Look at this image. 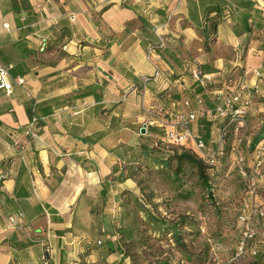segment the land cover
Returning a JSON list of instances; mask_svg holds the SVG:
<instances>
[{"label":"crops","instance_id":"0c3cea01","mask_svg":"<svg viewBox=\"0 0 264 264\" xmlns=\"http://www.w3.org/2000/svg\"><path fill=\"white\" fill-rule=\"evenodd\" d=\"M214 3L224 16L205 47L203 10ZM263 17L264 0H0V64L11 85L0 89V264H128L95 245L113 236L101 214L133 188L119 165L125 145L141 140L134 129L149 113L167 120L196 109V98L211 109L212 91L237 82L257 89L247 107L257 130L264 68L252 71L264 61ZM221 120L198 116L189 127L212 147ZM17 211L12 227L7 215Z\"/></svg>","mask_w":264,"mask_h":264},{"label":"rangeland","instance_id":"374dc122","mask_svg":"<svg viewBox=\"0 0 264 264\" xmlns=\"http://www.w3.org/2000/svg\"><path fill=\"white\" fill-rule=\"evenodd\" d=\"M254 99V98H253ZM253 116L246 112L247 127L244 136H248V142L245 139L237 147L238 151L244 156V164L247 171L252 172V161L254 147H250L251 137L257 130L252 126ZM251 120V121H250ZM138 125L134 129L136 137L141 140L137 144L127 146L125 161L119 162L121 169L133 181V188L130 190L124 188L114 195V206L105 208L101 214L103 229L110 230L113 234L110 239L113 245L118 249H123L128 255V264H154L157 261L166 260L169 263L176 262L177 259H185L173 247V241L169 234L161 235L153 233L147 229L145 223V214L139 210L134 203L132 196L138 198V203L142 207L158 214L167 222L177 218V215H190L193 218V225L185 226L187 231L183 234V241L188 249L197 250L202 244L208 245V258L212 264H246L249 261L247 256H235L238 252L234 235L237 233L233 228H229L228 222L233 216L235 225V216L237 209L246 195L243 191V184L240 176L237 174L234 164L230 162V157H226V168L221 171L219 164L209 169V183L211 185L212 200L205 196L206 193L198 185H194V178L182 176L180 179L182 189L180 192H174L172 181V166L160 164L161 159L171 154L177 149L175 145L165 143L163 136L158 129L145 128L140 133ZM147 130V131H146ZM145 131L149 135H145ZM154 131V132H153ZM153 132V133H152ZM249 132L251 134H249ZM248 134V135H247ZM230 136V147H231ZM139 152L145 154L139 155ZM261 157H264V151ZM249 163V164H248ZM249 165V166H248ZM261 167V164H260ZM263 169V170H262ZM261 176L252 172V181L256 188L259 206L264 211V162L261 168ZM180 175V174H179ZM175 185V184H174ZM261 190L263 192H261ZM261 199V202H260ZM220 217L227 219V223H219ZM98 206L95 207L96 211ZM107 211V212H106ZM252 227L255 231V238L264 244V216L256 217ZM128 231L127 235L121 236L120 232ZM259 232V234H257ZM262 234V235H261ZM215 235H220V240L215 239ZM100 243H95L99 252L108 253L109 248L102 243V238H98ZM141 239H145L144 244ZM114 249V252L118 253ZM103 258V257H102ZM84 261V260H79ZM89 264H104L105 262L95 261L87 262Z\"/></svg>","mask_w":264,"mask_h":264},{"label":"built area","instance_id":"2783aa9c","mask_svg":"<svg viewBox=\"0 0 264 264\" xmlns=\"http://www.w3.org/2000/svg\"><path fill=\"white\" fill-rule=\"evenodd\" d=\"M3 26H6L4 24ZM153 32L158 39V47L162 44V36L157 34L155 29ZM7 68L0 64V89L4 93H10V83L7 80ZM264 68V61L259 63L255 69H253V75L259 77V69ZM157 74V70L153 75ZM193 77L199 81H208L210 79L207 74H199L194 69L192 71ZM149 79V76H141V83H145ZM14 82L17 84L22 83V78H14ZM257 93V89L253 86L248 89L243 82H237L231 84L228 89L213 90L212 95L216 99L215 105L211 109H204L200 106L201 99L196 98L198 107L194 110H183L174 113H167V120H164L165 114L161 109H158L154 113H149L147 120L143 121L141 127H155L159 133L163 136L166 143L175 146H184L187 142H191L192 151L197 157L203 160V162L209 166H216L219 164V159L223 155L224 144L226 142V130L223 126L218 129L216 141L214 146H207L199 135L193 134L190 130L189 124L198 116H205L209 120L215 121L218 119H225V126L229 127L231 138V147L229 151L230 162L234 164L237 174L241 178L243 184V191L246 195L245 199L241 202L236 213V223L238 226V237L236 241L238 252L235 256H247L249 258L254 257L257 253L261 242L255 238V231L252 227L253 217L264 216L263 209L259 206L257 200L256 188L252 181V172L261 176V155L264 151V138L256 143L253 150L252 157V172L247 171L244 164V156L238 151L237 147L241 144L244 138V131L247 127L246 112L247 107L252 97ZM183 106H188L186 100L183 101ZM34 121V117H31L29 126ZM22 218V212L17 211L7 215V222L12 227L20 226V220ZM98 242V241H97ZM47 250V249H46ZM175 264H187V262L181 258L177 259ZM217 264V263H215Z\"/></svg>","mask_w":264,"mask_h":264},{"label":"trees","instance_id":"16d2710c","mask_svg":"<svg viewBox=\"0 0 264 264\" xmlns=\"http://www.w3.org/2000/svg\"><path fill=\"white\" fill-rule=\"evenodd\" d=\"M251 6V5H250ZM223 7L222 5H219L217 3L207 5L204 7L203 10V25L200 30L201 35L203 37V45L207 47L208 43L213 41L214 33H215V26L219 22V20L224 16L223 13ZM245 20L247 18H251L250 15L245 13L244 17ZM264 18V17H263ZM253 19H250L252 21ZM245 30L248 31L249 27H245ZM225 119L221 120L219 122V128L225 127L226 130V142L224 144L223 149V155L219 159V166L220 170L223 171L226 168L225 160L226 157H228L229 151H230V131L229 127L225 126ZM264 138V117L261 119V123L259 127L257 128V131L255 134L251 137L250 140V147H254L258 141ZM177 149L173 151L171 154H168L164 157V159H161L160 164L164 166H169L170 163L173 164L172 166V183H173V189L174 192H180V189H182V183L184 182L180 178L182 176H185V178L190 177L194 178V185L199 186L201 189H203L206 193V197L209 199V201L212 200L211 196V185L209 183V174L208 171L213 166H209L203 162L202 159L197 157L195 153L188 148L182 147V146H176ZM145 154L144 152H139V155ZM264 162V157H261V168ZM263 170V169H262ZM180 174V175H179ZM175 184V185H174ZM261 192H263L261 190ZM134 203L139 207V210L143 211L145 214V223L147 224V229L153 233H158L161 235L169 234L173 241V247L183 255L185 258L184 260L187 262V264H206L207 258H208V245L202 244L197 250L193 251L191 249H188L186 243L183 241V234H185L187 231L184 230L185 226L193 225V218L190 215H177V218L174 220L166 221L162 217H159L158 214L152 213L150 210L146 209L145 207H142L138 203V198L136 196H132ZM217 213L220 212L216 207ZM219 215V223L220 224H226L227 219L221 218L220 213ZM233 216L228 222L229 228L234 227V231L237 232L238 226L236 223V216H235V225L233 223ZM128 231H122L120 232L121 236L124 234L127 235ZM220 235H215L216 240H220ZM145 239H141V242L144 244ZM104 244L109 248L108 253L114 252V249H116L118 246L117 244L113 245V242L110 239H105ZM119 247V246H118ZM117 250V249H116ZM117 252L121 255L123 258H127L128 255L124 253L123 249H118ZM257 254L250 258L249 261L246 264H264V244L259 245L258 250L256 252ZM77 264H89L86 261H80ZM105 264H116V261L113 262H107ZM154 264H172L169 263L166 260L157 261ZM174 264V263H173Z\"/></svg>","mask_w":264,"mask_h":264},{"label":"water","instance_id":"95a60500","mask_svg":"<svg viewBox=\"0 0 264 264\" xmlns=\"http://www.w3.org/2000/svg\"><path fill=\"white\" fill-rule=\"evenodd\" d=\"M144 127L142 126V127H140V129H139V131H140V133H143L144 132Z\"/></svg>","mask_w":264,"mask_h":264}]
</instances>
